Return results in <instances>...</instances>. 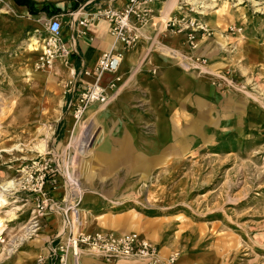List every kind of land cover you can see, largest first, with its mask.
I'll return each instance as SVG.
<instances>
[{
  "label": "rangeland",
  "instance_id": "374dc122",
  "mask_svg": "<svg viewBox=\"0 0 264 264\" xmlns=\"http://www.w3.org/2000/svg\"><path fill=\"white\" fill-rule=\"evenodd\" d=\"M35 1L66 8L82 0ZM181 2L171 16L196 13L207 25L196 46L185 38L175 47L169 41L176 36L156 26L146 42L149 50L131 70L125 92L131 108H116L111 100L92 104L75 121L64 118L60 103L69 79L41 81L29 73L53 74L54 67L35 68L38 51H25L31 38L39 35L43 42L48 36L49 18L38 13L25 19L12 0H0V184L15 179L7 191L11 201L0 212L6 241L21 235L30 216L31 201L16 183L19 170L49 153L60 173L56 198L69 190L64 181L74 180L71 195L80 199L75 216L81 227L154 233L156 241L149 239L165 253L178 251L182 264H264V0ZM159 57L187 75L172 98L145 89L142 74L153 79ZM117 75L115 90L122 81ZM37 138H48L49 149L40 140L45 151L37 150L39 143L33 150ZM9 209L15 212L11 221L4 216ZM0 245L6 252L10 247Z\"/></svg>",
  "mask_w": 264,
  "mask_h": 264
},
{
  "label": "built area",
  "instance_id": "2783aa9c",
  "mask_svg": "<svg viewBox=\"0 0 264 264\" xmlns=\"http://www.w3.org/2000/svg\"><path fill=\"white\" fill-rule=\"evenodd\" d=\"M153 1L155 0H126L120 8L96 5L83 17H78L75 11L71 13L72 24L76 23L82 27H88L96 19L107 20L111 25L110 34L114 42L121 44L120 50L111 49L100 55L95 67L96 79L82 88L74 103L70 105L71 115L77 121L89 105H105L115 95L116 81L119 79L114 76L107 85H102L100 78L106 72L116 75L125 51L139 44L143 37L142 29L146 25H154V13L149 5ZM189 11L194 12L191 8ZM168 26L184 33L191 47L196 46L198 35L202 36L208 32L204 20L189 14L169 18L165 28ZM61 27L58 17L48 20V36L43 40L42 55L35 62V68L38 70H49L54 67L56 60L66 61L70 57L72 49L61 39ZM229 29L234 31L236 28L229 26ZM77 31L79 34L86 33L85 30ZM68 84L75 86V81L71 79ZM113 90L115 92L111 93ZM59 174L55 159L49 153L37 156L19 170L18 190L28 195L31 209L27 222L21 227V235L7 241L0 235V244H10L8 253L15 252L24 240L38 235L45 214L50 212L61 215L64 225L63 231L58 233L49 248L48 257L55 264H70V261L72 264H79V260L84 256L100 258L108 263L123 259L137 264H181L178 251L173 250L165 255L157 243L141 233H113L75 227V208L80 199H77V194L71 195L74 180L64 181L69 187L64 198L58 199L51 193L58 186ZM44 260L45 257L40 256L37 263H43Z\"/></svg>",
  "mask_w": 264,
  "mask_h": 264
},
{
  "label": "crops",
  "instance_id": "0c3cea01",
  "mask_svg": "<svg viewBox=\"0 0 264 264\" xmlns=\"http://www.w3.org/2000/svg\"><path fill=\"white\" fill-rule=\"evenodd\" d=\"M12 1L16 9L18 10L17 12L21 14V16H23V18L25 19L31 20L39 13L46 18L48 17L49 19L52 17H58L60 20L65 21V24L61 27L60 36L61 39L70 46L72 52L70 57L66 61L64 60L55 61L54 69L53 71H51L53 72L52 75L44 73L46 77L41 78L35 72L32 71L31 67H28L30 63H33V61L30 60V56L26 52L33 53V52H37L38 50V54L40 55L42 48L41 50L40 49L29 50L27 46L28 44H26L25 53L28 56L27 57L28 64L26 65V67H28L27 69H31L29 73H32L33 78H38L41 81L54 80L56 82L57 79L61 77L69 80L72 79L75 81V86H70L68 89H66L67 90L65 92L66 94L62 96L60 95V103L62 104V108L65 109V113H66L64 118H68V116H71L70 105L74 103V101L76 100L79 91L82 88H84L86 85L93 83L94 80L96 79L95 67L98 63V59L100 55L103 52L109 51L111 49L114 51H118L121 49V44L118 42L115 43L110 34L111 25L107 20L96 19L92 21L88 27H82L76 23L72 24L70 15L73 11H75L77 12L78 17H83L84 15H86L88 11L93 9L96 5L120 8L126 2V0H82L77 4L73 3V5L66 8H64V5L62 6L57 4L56 1H45V2L37 3L35 0H30L31 1L30 5L18 4L16 0H12ZM175 2H177V5H175ZM182 3L188 4L185 3V0H182L181 4ZM179 4H180L179 0H155L149 4L150 7L153 9V13H154V17H153L154 25H146L142 29L143 37L141 38V41L139 42L135 50L130 49L125 51V59L123 63H121L119 69L120 74L122 76V81L120 83L119 88L115 92L114 95L115 101L114 99H111V102H113L111 103L112 106H116V108H126V109L131 108L130 96L128 95V93L126 94L125 92H129L127 90L130 88L131 85H129L128 82L133 77V71L131 73V70L133 67H135L140 53L145 54V52H147L150 48L148 47L149 44H146V42H148L150 38L151 30L155 31L154 28H156L157 26L159 30H165L167 32L171 31L173 33V35L171 36H176L177 38H180L177 39L175 37L174 39H171L169 41L173 45L175 44V47L178 45L176 44L177 41H179L180 43V41L183 42L185 40L184 33H180L165 28V25L163 24L164 23L163 15L160 16L156 15L157 12L162 13L164 15L165 14L169 15L171 12H173V10L182 8V6ZM188 10H190V8H188ZM178 13L176 12L175 14ZM189 15H195L196 17L202 19L199 16V14L196 13H191ZM175 16L176 15L171 17H175ZM155 18H160L162 20V23H159V21H155ZM77 30H85L86 33L79 34ZM33 34H37V33H33ZM33 34H31L30 37ZM158 35L159 33H156L154 39L160 37ZM38 37L40 40H42L39 35ZM140 46L142 50H139ZM180 47L182 48L183 45L180 44ZM153 56L155 58L157 55L152 54L151 57ZM159 59L160 62H157L158 59L157 61H155V64L159 65V68H158V73L154 76L153 79L148 78L149 76L146 75L145 73L142 74L143 75L142 79L144 80V82H146V80L148 82V84L145 83L147 84L145 89L147 90V92L155 93L153 95L154 97H157L156 93H164L166 91L169 92V96L171 95L170 97L172 98L174 97L175 94L178 93L179 89L180 90L183 89L182 85L185 81H187V75L183 73V71L179 68V66L171 62V60L160 57ZM68 69L70 72L71 70H74V73L71 76L68 75ZM85 71L89 72V74L84 73ZM113 77H114L113 74L106 72L101 76L100 83L102 85H107L108 82ZM131 84H133V82ZM67 124H68V119H67ZM123 131L130 132V129L129 128L127 129L125 127ZM37 133H39V131L34 132V134ZM40 140L45 141L46 150H48L49 149L48 138H42V139L37 138L35 141L32 142V146H33L32 149L37 152L35 147ZM51 193L54 197H56L55 194H60L61 191L58 189H54ZM75 225L77 227L83 225L80 221H78V218L76 216H75ZM63 229H64V225H63L62 216L55 213L47 212L43 218L41 231L38 234V236L35 237L33 240L28 241L25 245L22 246V248H20L15 252L8 253L6 252V249H3L0 245V249H2L0 251V264H38L37 259L40 256L45 257L44 262L40 264H55V262L48 257L49 248L51 246L52 241L55 240L56 236L59 235L58 233L63 231ZM146 235L148 238L154 241H156L157 239V235L154 233H150V234L146 233ZM161 252L165 255L168 253V252L165 253L163 251ZM70 264H72V261H70ZM79 264H107V263H104L94 257L84 256L81 257V259L79 260Z\"/></svg>",
  "mask_w": 264,
  "mask_h": 264
},
{
  "label": "bare ground",
  "instance_id": "6f19581e",
  "mask_svg": "<svg viewBox=\"0 0 264 264\" xmlns=\"http://www.w3.org/2000/svg\"><path fill=\"white\" fill-rule=\"evenodd\" d=\"M203 5H204V4H203ZM172 13H173V12H171L169 15H167V17L165 18L164 23H163L164 25L166 24L165 22H166L169 18H171ZM161 15H163V17H164V14H161ZM27 46H28L29 50H37V49H40V50H41V48H42L41 53H40V56L42 55V51H43V42H41L40 40H38V39H36V38H31V39L29 40V43H28ZM37 51H38V50H37ZM40 56H39V58H40ZM123 57H124V54H123ZM123 57H122V60H123ZM122 60H121V63H122ZM120 66H121V64H120ZM119 69H120V67H119ZM119 69H118L116 75H114V76H116V77L119 79L118 81H116V84L121 80V77H120L119 75H117L118 72H119ZM70 73L73 74V73H74V70H71ZM86 74H89V72L86 71ZM71 117H72L75 121H77L72 115H71ZM73 122H74V121H73ZM74 124H75V123H74ZM37 150H38L40 153L44 152V151H45V146H44V144L40 142V143L38 144V146H37ZM14 180H15V179L8 180L7 182H4V183L0 184V212H1L2 208H4L5 206H7V205L10 203V201H11V200H9V195L7 194V191L10 190L12 187L15 186V181H14ZM16 181H17V179H16ZM16 183H18V181H17ZM13 204H14V203H13ZM4 216H6V219H7L8 221H11L12 219L15 218V213L13 212V210L9 209V210H7V211L4 213ZM4 218H5V217H4ZM4 218H3V219H4ZM6 219H5V220H6ZM1 221H2V216L0 215V223H2ZM78 221H80V219H79ZM75 227H77V226L75 225Z\"/></svg>",
  "mask_w": 264,
  "mask_h": 264
},
{
  "label": "trees",
  "instance_id": "16d2710c",
  "mask_svg": "<svg viewBox=\"0 0 264 264\" xmlns=\"http://www.w3.org/2000/svg\"><path fill=\"white\" fill-rule=\"evenodd\" d=\"M18 4H26V5H30L31 1L30 0H16Z\"/></svg>",
  "mask_w": 264,
  "mask_h": 264
}]
</instances>
